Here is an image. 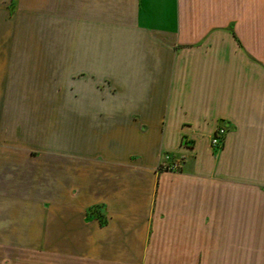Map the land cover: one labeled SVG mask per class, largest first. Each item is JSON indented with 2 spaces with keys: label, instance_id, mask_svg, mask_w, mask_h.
Listing matches in <instances>:
<instances>
[{
  "label": "crops",
  "instance_id": "1",
  "mask_svg": "<svg viewBox=\"0 0 264 264\" xmlns=\"http://www.w3.org/2000/svg\"><path fill=\"white\" fill-rule=\"evenodd\" d=\"M0 264H264V0H0Z\"/></svg>",
  "mask_w": 264,
  "mask_h": 264
},
{
  "label": "built area",
  "instance_id": "2",
  "mask_svg": "<svg viewBox=\"0 0 264 264\" xmlns=\"http://www.w3.org/2000/svg\"><path fill=\"white\" fill-rule=\"evenodd\" d=\"M224 136H225L224 128L222 127L215 128L210 137V141H209L210 148L214 150L221 148L223 144ZM178 168H179V164L177 162H172L167 164L164 169L176 170Z\"/></svg>",
  "mask_w": 264,
  "mask_h": 264
}]
</instances>
